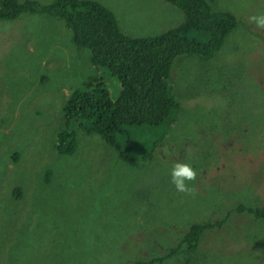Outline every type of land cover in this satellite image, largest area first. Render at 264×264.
Returning <instances> with one entry per match:
<instances>
[{
  "label": "rangeland",
  "instance_id": "obj_1",
  "mask_svg": "<svg viewBox=\"0 0 264 264\" xmlns=\"http://www.w3.org/2000/svg\"><path fill=\"white\" fill-rule=\"evenodd\" d=\"M96 1L130 36H152L185 18L167 0ZM207 1L244 25L210 60L188 53L175 59L180 73L174 70L171 82L182 109L164 142L172 136L178 147L165 142L140 168L116 161L98 135L79 133L73 154L55 151L63 100L97 65L48 10L0 20V264H132L152 257H162L152 264H264V221L230 212L239 203L264 202V29L249 21L264 13V0ZM13 148L16 162L8 157ZM176 162L196 170L192 194L172 184ZM228 212L220 226L203 231L196 249L165 255L190 225Z\"/></svg>",
  "mask_w": 264,
  "mask_h": 264
},
{
  "label": "trees",
  "instance_id": "obj_2",
  "mask_svg": "<svg viewBox=\"0 0 264 264\" xmlns=\"http://www.w3.org/2000/svg\"><path fill=\"white\" fill-rule=\"evenodd\" d=\"M167 1L183 12V22L152 36H130L121 31L113 11L96 0H53L46 5L31 0H0L3 21L39 8L63 20L74 31L75 43L87 47L92 63L97 65L96 73L71 86L63 100V125L57 128L53 142L58 154H73L79 133L98 135L116 151V161L133 163L137 168L140 162L152 160L157 150L162 152L165 142L178 147L172 143V136L164 142L182 109L177 84L171 82L173 71L180 73L177 60L174 69L173 62L184 53L195 54L201 61L212 59L227 36L244 22L231 11L214 9L207 0ZM18 155L19 150L13 148L8 157L16 162ZM51 174L52 170L46 168L44 179L48 181ZM19 189L15 185L12 191ZM15 194L17 197L19 192ZM232 211L264 221V202L239 203ZM228 215L193 223L177 247L168 248L165 255L181 246L186 251L196 249L203 231L220 226ZM161 259L137 258L132 264H152Z\"/></svg>",
  "mask_w": 264,
  "mask_h": 264
},
{
  "label": "clouds",
  "instance_id": "obj_3",
  "mask_svg": "<svg viewBox=\"0 0 264 264\" xmlns=\"http://www.w3.org/2000/svg\"><path fill=\"white\" fill-rule=\"evenodd\" d=\"M249 21L258 28L264 29V13L250 16ZM170 174L171 182L178 192L192 194L194 190L189 186L188 182L196 180L197 172L189 163L176 162Z\"/></svg>",
  "mask_w": 264,
  "mask_h": 264
}]
</instances>
